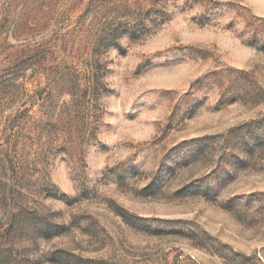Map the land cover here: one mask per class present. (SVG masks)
Segmentation results:
<instances>
[{"label": "rangeland", "instance_id": "1", "mask_svg": "<svg viewBox=\"0 0 264 264\" xmlns=\"http://www.w3.org/2000/svg\"><path fill=\"white\" fill-rule=\"evenodd\" d=\"M0 264H264V0H0Z\"/></svg>", "mask_w": 264, "mask_h": 264}]
</instances>
